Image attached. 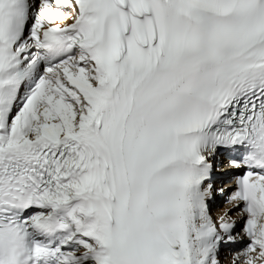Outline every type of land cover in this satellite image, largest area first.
<instances>
[{
  "label": "snow or ice",
  "instance_id": "obj_1",
  "mask_svg": "<svg viewBox=\"0 0 264 264\" xmlns=\"http://www.w3.org/2000/svg\"><path fill=\"white\" fill-rule=\"evenodd\" d=\"M222 250L264 264V0H0V264Z\"/></svg>",
  "mask_w": 264,
  "mask_h": 264
},
{
  "label": "bare ground",
  "instance_id": "obj_2",
  "mask_svg": "<svg viewBox=\"0 0 264 264\" xmlns=\"http://www.w3.org/2000/svg\"><path fill=\"white\" fill-rule=\"evenodd\" d=\"M225 166H226V165H225ZM225 166H223V167H219V166H218V169L216 170V172H217V173L220 172L221 169H223ZM222 185H223V187H224V184H222ZM222 185H221V186H222ZM215 186H216L217 188L220 187L219 185H215ZM228 191H230V190H228ZM225 197H226V195L224 194V197H223V198L218 199V198H216V195H215V198L210 202L211 205H212V207H213V205H214L215 203H217V205L219 206V210L222 209V208H224V207H226L225 204L223 205V201H224ZM239 226H240V225L238 224V225H237V228H238ZM224 262H226V263H222V264H228V259L225 260Z\"/></svg>",
  "mask_w": 264,
  "mask_h": 264
}]
</instances>
